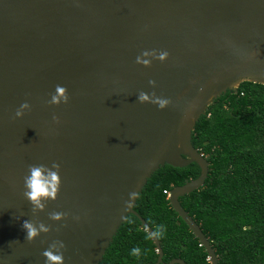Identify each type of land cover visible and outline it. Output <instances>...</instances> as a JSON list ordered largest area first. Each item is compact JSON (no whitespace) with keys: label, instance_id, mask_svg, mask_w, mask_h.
<instances>
[{"label":"water","instance_id":"1","mask_svg":"<svg viewBox=\"0 0 264 264\" xmlns=\"http://www.w3.org/2000/svg\"><path fill=\"white\" fill-rule=\"evenodd\" d=\"M144 51L169 55L144 57L145 67L136 63ZM246 80L264 84V0H0V264H45L54 240L66 246L64 264H99L129 214L155 231L134 208L152 174L192 162L200 175L169 199L219 264L180 197L209 175L208 158L192 143L197 120ZM57 85L67 103H48ZM141 91L171 103H141ZM25 102L31 109L15 117ZM53 162L59 193L33 214L28 166ZM54 211L68 215L53 221ZM25 220L51 230L28 242ZM153 239L159 264L163 249ZM176 263L188 264H167Z\"/></svg>","mask_w":264,"mask_h":264},{"label":"trees","instance_id":"2","mask_svg":"<svg viewBox=\"0 0 264 264\" xmlns=\"http://www.w3.org/2000/svg\"><path fill=\"white\" fill-rule=\"evenodd\" d=\"M192 143L209 161L203 187L180 197L182 206L210 239L219 264H264V84L243 81L216 97L197 120ZM198 163L160 166L134 205L156 230L163 261L211 264L200 239L173 208L164 190L197 178ZM140 217L129 214L99 264H154L158 246ZM141 250L139 256L132 249ZM179 264V263H176Z\"/></svg>","mask_w":264,"mask_h":264},{"label":"clouds","instance_id":"3","mask_svg":"<svg viewBox=\"0 0 264 264\" xmlns=\"http://www.w3.org/2000/svg\"><path fill=\"white\" fill-rule=\"evenodd\" d=\"M169 53L162 51L157 54L155 51H144L141 56H137L136 63L142 64L145 67L151 65V59H145L144 57H151L152 59H158L164 61L168 58ZM154 80H149V84L155 86ZM138 101L141 103L150 102L157 105L160 109L167 107L171 101L168 99L159 98L153 92L151 96L149 94L141 91L137 97ZM69 96L67 89L63 86L57 85L55 88V94L51 96V100L48 101L50 104L59 105L61 102L67 103ZM31 106L29 103L25 102L20 105L16 110L15 117H22L25 110H30ZM53 121L59 123V117L53 116ZM60 164L53 162L51 167L46 165H29L28 175L24 177V196L32 205V213L42 212L46 208V201L56 200L57 195L60 190ZM130 200L136 195V193H130ZM49 219L53 221H61L66 218L67 213L62 212H50ZM75 219H79L76 217ZM22 227L26 230V240L28 242L34 241L41 233H48L51 230V226H46L44 223L33 222L30 220H25ZM59 231V229H57ZM165 228L163 225L157 226L154 232H151L147 236V239L160 238L163 236ZM65 244L63 241L54 240L48 248L42 253L46 258L45 264H64L63 249H65ZM141 250L139 248L132 249V255L139 256Z\"/></svg>","mask_w":264,"mask_h":264},{"label":"built area","instance_id":"4","mask_svg":"<svg viewBox=\"0 0 264 264\" xmlns=\"http://www.w3.org/2000/svg\"><path fill=\"white\" fill-rule=\"evenodd\" d=\"M164 192L167 194V196L169 197L170 196V193H171V190H164Z\"/></svg>","mask_w":264,"mask_h":264}]
</instances>
